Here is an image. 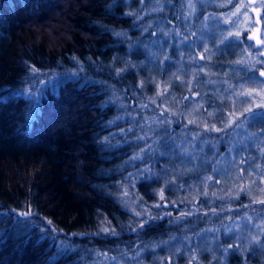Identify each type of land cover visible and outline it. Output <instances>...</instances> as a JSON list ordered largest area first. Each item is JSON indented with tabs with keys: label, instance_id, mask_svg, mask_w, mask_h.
Here are the masks:
<instances>
[{
	"label": "trees",
	"instance_id": "16d2710c",
	"mask_svg": "<svg viewBox=\"0 0 264 264\" xmlns=\"http://www.w3.org/2000/svg\"><path fill=\"white\" fill-rule=\"evenodd\" d=\"M183 8L0 0V264H264L260 244L219 251L247 202L221 187L232 132L207 111L235 113L210 74L241 48L208 41L217 9Z\"/></svg>",
	"mask_w": 264,
	"mask_h": 264
},
{
	"label": "rangeland",
	"instance_id": "374dc122",
	"mask_svg": "<svg viewBox=\"0 0 264 264\" xmlns=\"http://www.w3.org/2000/svg\"><path fill=\"white\" fill-rule=\"evenodd\" d=\"M199 4L202 10L217 9L213 10L216 12L214 18L217 31L214 33L210 30L209 34H206L208 41L220 45L222 50L234 49L238 45L241 48V51L236 53L238 58L235 67H230L223 77L210 74L212 89L215 90L212 96H215L218 102H222L220 97L229 101L228 108L235 115L222 114L224 118L220 119L222 110L210 109L207 111V117L212 122L216 119L219 126H222V131L230 129L232 132L225 146V152L229 151L230 155L228 163L232 165L227 164L223 157L222 168L226 170L222 190L226 194L235 193L240 189L234 198H230H233V201L244 198L247 202L245 205L243 203L226 206L222 211L226 215V229L223 235L228 237L230 244H221L219 251L221 255L230 251L244 253L243 251L251 245L257 250L258 244L264 246V203L261 202L264 201V76L261 75V72H264V54H261L264 53V43H258L264 41V0H183V12L188 9L192 14ZM185 19L188 21L187 15ZM203 19L202 17V22ZM195 44L203 46L204 42L197 39ZM215 55L211 49L206 48L195 54L194 60L203 61L202 66L207 72ZM237 76L240 80L236 79ZM202 104L204 102L199 103L200 107ZM197 107L191 108L193 112H190L193 114ZM187 120H191L190 115ZM186 187L190 190L188 195L193 197L196 191L192 182ZM216 228L219 229V226ZM243 237H249V240L243 243ZM205 239L206 236H203L200 241L201 250L204 249ZM139 261L137 264H141L140 259ZM121 263L134 264L124 260H121Z\"/></svg>",
	"mask_w": 264,
	"mask_h": 264
},
{
	"label": "snow or ice",
	"instance_id": "6c2138e0",
	"mask_svg": "<svg viewBox=\"0 0 264 264\" xmlns=\"http://www.w3.org/2000/svg\"><path fill=\"white\" fill-rule=\"evenodd\" d=\"M258 43H264V41H258ZM261 54H264V53H261ZM261 75L264 76V72H261ZM264 106V105H262ZM262 203H264V201H261Z\"/></svg>",
	"mask_w": 264,
	"mask_h": 264
}]
</instances>
